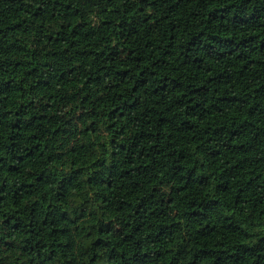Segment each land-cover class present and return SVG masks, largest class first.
<instances>
[{"label":"trees","instance_id":"16d2710c","mask_svg":"<svg viewBox=\"0 0 264 264\" xmlns=\"http://www.w3.org/2000/svg\"><path fill=\"white\" fill-rule=\"evenodd\" d=\"M0 264H264V0H0Z\"/></svg>","mask_w":264,"mask_h":264}]
</instances>
